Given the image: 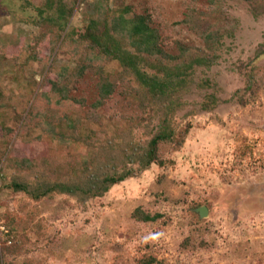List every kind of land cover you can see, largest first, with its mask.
<instances>
[{
  "label": "rangeland",
  "instance_id": "obj_1",
  "mask_svg": "<svg viewBox=\"0 0 264 264\" xmlns=\"http://www.w3.org/2000/svg\"><path fill=\"white\" fill-rule=\"evenodd\" d=\"M101 1H77L69 25L84 27ZM110 2L151 13L154 25L165 37L201 44L177 21L188 7H206L203 1ZM229 3L231 13L241 19V26L235 36L226 37L222 56L211 69L195 68L193 82L182 94L187 102L177 120L180 124L190 121L192 129L179 149L164 150L163 157L173 163L153 164L86 207L61 195L39 202L31 200L8 185L13 172L8 167L13 164L1 165L0 253L10 254L4 257L6 261L140 264L144 253H152L166 264H264L263 84L249 103L238 101L251 68L264 70V48L260 56L255 55L259 45L264 44V15L256 19L244 0ZM22 5L23 0H0V145L10 135L8 128L16 126L23 116L29 97L25 91L28 80L43 81L53 60L47 49L43 58L18 67L17 61L24 62L27 52L23 44L38 31L29 23L33 8L24 10ZM2 44L18 47L14 54L17 58L1 51ZM73 58L69 48L60 50L56 68L73 65ZM206 78L212 82L202 86ZM207 93H215L219 99L212 110L199 106ZM89 97L92 99L94 94ZM118 108L128 107L120 99ZM97 117L91 110L90 118ZM38 133L35 129L27 132L25 139L31 144L25 146L14 135L12 143L16 142L17 148L12 149L13 154L43 155L45 145L31 139ZM137 135L143 137L142 130ZM139 205L163 217L138 220L132 211ZM201 205L209 208L203 218L196 211ZM188 238L190 242L186 243Z\"/></svg>",
  "mask_w": 264,
  "mask_h": 264
},
{
  "label": "trees",
  "instance_id": "obj_2",
  "mask_svg": "<svg viewBox=\"0 0 264 264\" xmlns=\"http://www.w3.org/2000/svg\"><path fill=\"white\" fill-rule=\"evenodd\" d=\"M77 1L23 0L24 10H34L29 23L38 31L23 44L27 52L24 62L17 61L18 67L43 58L47 49L53 60L43 81L27 82V106L0 145V167L5 162L13 164L8 167L13 170L8 185L31 200L61 195L86 207L153 164L173 163L163 157L164 150L179 149L192 129L190 121L180 124L177 120L187 102L182 94L191 86L196 67L211 69L218 62L224 40L235 36L241 19L231 13L230 0H194L206 7H188L177 23L201 41L196 44L165 37L151 13L135 12L129 4L113 6L110 0L99 3L84 27L70 26ZM244 1L256 19L264 15V0ZM68 48L73 65L57 69V53ZM263 48L261 43L255 55L260 56ZM14 49L2 44L1 51L17 58L18 47ZM211 82L206 78L202 86ZM246 82L238 96L243 105L264 86V70L251 68ZM120 99L126 110L118 108ZM218 102L215 93H207L199 106L212 110ZM91 110L97 119L90 118ZM31 129L39 132L31 139L45 145L43 155L13 154L17 148L13 136L22 146L30 145L25 137ZM138 130L143 137H138ZM132 216L156 221L163 214L139 205ZM1 254L0 264H11L4 258L10 254ZM139 262L166 264L152 253H144Z\"/></svg>",
  "mask_w": 264,
  "mask_h": 264
},
{
  "label": "water",
  "instance_id": "obj_3",
  "mask_svg": "<svg viewBox=\"0 0 264 264\" xmlns=\"http://www.w3.org/2000/svg\"><path fill=\"white\" fill-rule=\"evenodd\" d=\"M196 211L199 213L200 217H206L209 212V208L206 205H201L196 208Z\"/></svg>",
  "mask_w": 264,
  "mask_h": 264
}]
</instances>
